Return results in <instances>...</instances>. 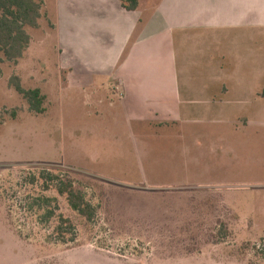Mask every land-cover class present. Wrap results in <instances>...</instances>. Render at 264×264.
<instances>
[{"label":"rangeland","instance_id":"rangeland-1","mask_svg":"<svg viewBox=\"0 0 264 264\" xmlns=\"http://www.w3.org/2000/svg\"><path fill=\"white\" fill-rule=\"evenodd\" d=\"M41 1L24 56L0 63V264H264V129L199 134L211 156L217 143H239V161L185 164L214 185L139 180L129 123L119 116L112 124L105 105L100 112L86 95L68 96L75 88L63 89L79 77L61 68L57 0ZM15 78L46 95L44 113L30 109ZM160 162L166 172L151 175L173 177L174 162L184 168L178 175L187 173L184 161ZM42 173L74 179L97 207L95 219L80 216L54 186L47 190ZM40 196L57 198L56 212L76 224V240L54 237L58 218L44 216L49 205L32 207Z\"/></svg>","mask_w":264,"mask_h":264},{"label":"crops","instance_id":"crops-1","mask_svg":"<svg viewBox=\"0 0 264 264\" xmlns=\"http://www.w3.org/2000/svg\"><path fill=\"white\" fill-rule=\"evenodd\" d=\"M57 17L61 68L79 77L63 89L100 112L105 105L112 124L129 123L139 180L214 185L185 164L239 161V143H217L211 156L199 134L264 129V0H139L136 10L121 0H57ZM160 161H187V173L174 162L173 177L151 175L166 172Z\"/></svg>","mask_w":264,"mask_h":264},{"label":"trees","instance_id":"trees-1","mask_svg":"<svg viewBox=\"0 0 264 264\" xmlns=\"http://www.w3.org/2000/svg\"><path fill=\"white\" fill-rule=\"evenodd\" d=\"M122 5L128 10H136L139 6V0H121ZM41 0H0V63L3 61H18L24 56L31 43V35L28 27H38L42 18ZM16 90L30 104V109L37 113L46 111V95L40 88L26 89L21 85L19 78L13 80ZM16 117V112H13ZM41 178L45 182V188L51 189L53 186L59 195L66 196L71 208L87 221H93L97 215V207L87 199L83 191L77 189L74 179L61 178L57 174L42 173ZM38 181L37 176L31 177V182ZM34 200L35 205L42 209L46 207L44 216L47 219L58 218V223L54 229V237L64 243L76 240V224L69 217L62 213L57 214L59 205L57 198L40 196ZM56 201V203H54Z\"/></svg>","mask_w":264,"mask_h":264}]
</instances>
